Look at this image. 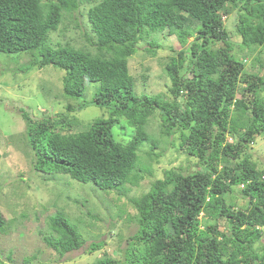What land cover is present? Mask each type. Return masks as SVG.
I'll return each instance as SVG.
<instances>
[{
  "label": "trees",
  "instance_id": "16d2710c",
  "mask_svg": "<svg viewBox=\"0 0 264 264\" xmlns=\"http://www.w3.org/2000/svg\"><path fill=\"white\" fill-rule=\"evenodd\" d=\"M232 10L236 41L222 20ZM76 12L86 15L87 44L52 43ZM164 29L181 45L164 66L169 96L137 93L128 59L149 37L155 47ZM0 52H28L35 66L63 71L62 95L76 101L54 116L20 114L43 179L66 175L120 196L152 177L169 146L195 160L162 168L128 197L134 232L121 257L104 251L94 264H264V167L249 151L264 134V0H0ZM247 57L256 71L245 70ZM88 105L103 113L72 131L80 121L71 112ZM156 114L159 137L149 131ZM122 120L133 131L126 142L114 136ZM10 224L0 210V232ZM46 225L42 238L59 255L83 245L62 211Z\"/></svg>",
  "mask_w": 264,
  "mask_h": 264
},
{
  "label": "rangeland",
  "instance_id": "374dc122",
  "mask_svg": "<svg viewBox=\"0 0 264 264\" xmlns=\"http://www.w3.org/2000/svg\"><path fill=\"white\" fill-rule=\"evenodd\" d=\"M72 18L51 34L52 43L67 42L76 47L87 44L86 15L76 12ZM222 20L230 38L239 40L235 11L224 14ZM156 38L155 47L148 43L150 37L139 43L137 51L128 59V68L135 79L137 93L169 96V78L164 66L181 45L166 29ZM147 48L154 49L155 53L150 54ZM261 56L264 60V53ZM31 61L28 52H0V210L11 222L6 232H0V259L6 264H94L104 251L113 258L121 257L127 236L136 228L130 218L135 210L128 197H138L145 192L162 168L191 165L195 160L176 153V147L169 146L158 162H152V177H146L139 186L131 187L120 196L115 191L105 193L90 189V184L70 180L66 175H60L66 179L55 181L43 179L32 167V153L25 144V123L20 114L25 110L33 118L54 116L66 112V106L76 105V101L62 95L63 71L51 65L38 67ZM245 63L246 71L257 70V67L251 68L248 57ZM260 95L264 97V91ZM71 113L80 121L72 131H79L88 127L89 121L100 116L103 110L88 105ZM159 123L160 117L156 114L149 128L153 136H160ZM113 130L115 138L121 142L128 141L133 134L125 120L118 122ZM249 151L252 160L264 167V134L255 138ZM235 193L236 203L245 205L246 200L237 190ZM56 210L79 225L84 239L80 248L63 255L47 246L41 233L47 228V216ZM77 218H81V222ZM91 243H101V246L91 249Z\"/></svg>",
  "mask_w": 264,
  "mask_h": 264
},
{
  "label": "bare ground",
  "instance_id": "6f19581e",
  "mask_svg": "<svg viewBox=\"0 0 264 264\" xmlns=\"http://www.w3.org/2000/svg\"><path fill=\"white\" fill-rule=\"evenodd\" d=\"M178 163V162H177ZM177 165V164H176Z\"/></svg>",
  "mask_w": 264,
  "mask_h": 264
}]
</instances>
